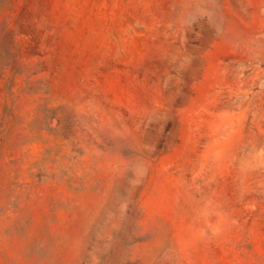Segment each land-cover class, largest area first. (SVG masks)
Returning a JSON list of instances; mask_svg holds the SVG:
<instances>
[{
    "label": "rangeland",
    "instance_id": "rangeland-1",
    "mask_svg": "<svg viewBox=\"0 0 264 264\" xmlns=\"http://www.w3.org/2000/svg\"><path fill=\"white\" fill-rule=\"evenodd\" d=\"M0 264H264V0H0Z\"/></svg>",
    "mask_w": 264,
    "mask_h": 264
}]
</instances>
